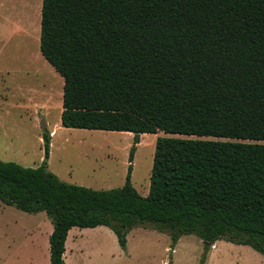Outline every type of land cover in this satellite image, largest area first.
<instances>
[{
	"label": "trees",
	"instance_id": "1",
	"mask_svg": "<svg viewBox=\"0 0 264 264\" xmlns=\"http://www.w3.org/2000/svg\"><path fill=\"white\" fill-rule=\"evenodd\" d=\"M39 50L63 78L61 125L157 136L149 190L93 189L0 159V200L73 227L151 224L264 255V0H42ZM134 146L129 153L132 161Z\"/></svg>",
	"mask_w": 264,
	"mask_h": 264
},
{
	"label": "rangeland",
	"instance_id": "2",
	"mask_svg": "<svg viewBox=\"0 0 264 264\" xmlns=\"http://www.w3.org/2000/svg\"><path fill=\"white\" fill-rule=\"evenodd\" d=\"M41 3L0 0V27L5 29L0 41L8 42L0 56V159L29 167L43 162L45 122L50 133L62 107L54 96L49 103L42 97L51 98L57 85L51 74L54 69L39 50ZM17 20L27 40L15 30ZM23 87L26 94L18 98V88ZM165 135L162 131L144 133L134 145L130 132L60 124L50 140L47 167L65 182L100 190L122 186L131 165V183L146 195L156 137ZM52 229L45 212L28 213L0 200V264H50ZM125 237L122 247L107 226L73 227L65 242L64 264H264V255L248 245L219 239L208 246L193 233L182 234L174 242L168 232L151 224L133 226Z\"/></svg>",
	"mask_w": 264,
	"mask_h": 264
},
{
	"label": "crops",
	"instance_id": "3",
	"mask_svg": "<svg viewBox=\"0 0 264 264\" xmlns=\"http://www.w3.org/2000/svg\"><path fill=\"white\" fill-rule=\"evenodd\" d=\"M40 17H41V11H40ZM18 21V20H17ZM16 25L14 26V28H15V30L16 29H18L19 31H21V32H23L24 33V31L21 29V26H20V22L18 21L17 23H15ZM2 27H0V33L2 32L3 34H5V29L3 30V29H1ZM9 33H11V29H10V31H9ZM25 34V33H24ZM39 36H40V34H39ZM1 37V36H0ZM11 37H13V39H14V35L11 33ZM25 39H26V34H25ZM13 39H12V41H13ZM27 40V39H26ZM17 41H19V38L17 39ZM0 43H1V45H0V56L3 54L4 55V53H5V47L7 46V44H8V42L6 43L5 42V39H3L2 41H0ZM38 44V43H37ZM41 53V52H40ZM40 56V55H39ZM41 56H43L42 54H41ZM39 58V57H38ZM45 59V58H44ZM46 60V59H45ZM47 61V60H46ZM48 62V61H47ZM49 63V62H48ZM50 64V63H49ZM51 65V64H50ZM52 66V65H51ZM4 67V66H3ZM53 68V67H52ZM54 69V68H53ZM2 70V69H1ZM3 71L5 72V69H3ZM52 78H53V81H55V83H56V85H57V89H55V88H53V90H52V95H51V98L50 97H48V95H42V97H45V103H49L48 101H52L54 98H52L53 96L55 97V99H58L59 100V106H60V101H61V104H62V93H63V78H62V76L58 73V72H56L55 71V69H54V71H52ZM62 87V88H61ZM18 90H19V93H18V98L20 97V96H25V89H24V87L23 88H18ZM22 92V93H21ZM54 94V95H53ZM21 102H23L24 103V109L26 108V102L24 101V100H20ZM62 106V105H61ZM61 111H62V107H60L59 108V111H58V114H57V117H60V115H61ZM60 124H61V122H60V118H59V121H58V123H55L54 124V126H53V128H51V131H50V140L53 138V136H54V134L56 133V131L60 128ZM45 125L46 126H48L49 125V123L46 121L45 122ZM45 126V127H46ZM62 126V125H61ZM47 129V128H46ZM48 130V129H47ZM49 132V131H48ZM131 134H133V133H131ZM144 134V133H143ZM140 136H142V134L140 135ZM67 240V239H66ZM68 241V240H67ZM66 250V249H65ZM64 255H65V253H64Z\"/></svg>",
	"mask_w": 264,
	"mask_h": 264
}]
</instances>
